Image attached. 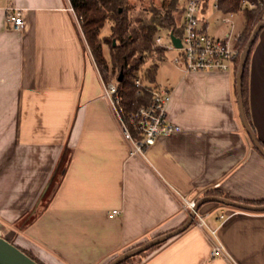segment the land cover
Returning a JSON list of instances; mask_svg holds the SVG:
<instances>
[{"label": "crops", "instance_id": "crops-1", "mask_svg": "<svg viewBox=\"0 0 264 264\" xmlns=\"http://www.w3.org/2000/svg\"><path fill=\"white\" fill-rule=\"evenodd\" d=\"M71 8L70 0H0V235L46 264H109L180 227L187 202L211 191L264 201V157L242 122L237 72L173 64L161 75L163 60L157 84L172 90L168 118L179 129L132 155ZM16 10L21 31L6 21ZM215 12L224 14L204 11L209 35ZM248 105L264 143V28L250 59ZM200 211L219 229L225 255L211 258V236L193 224L141 264H264V212L216 202ZM222 211L230 214L223 222Z\"/></svg>", "mask_w": 264, "mask_h": 264}, {"label": "trees", "instance_id": "trees-1", "mask_svg": "<svg viewBox=\"0 0 264 264\" xmlns=\"http://www.w3.org/2000/svg\"><path fill=\"white\" fill-rule=\"evenodd\" d=\"M70 1L80 19L85 41L103 81L105 83L115 82L118 85L124 120L133 138L139 139L141 135L132 115L151 102L152 91L159 87L157 84L158 71L168 50L156 45L157 36L163 32H173L178 37L182 36L183 9L180 0H139L141 7L138 10L134 0ZM217 1L221 12L224 14L243 13L244 28L241 34V42L242 50H244L255 26L264 21V0ZM245 2H252L255 7L250 9L244 5ZM208 5L207 2L204 11L207 10ZM203 26L206 28V24ZM257 38L249 53L243 76L244 105L250 124L248 74L250 59ZM239 65L240 58H237L234 65L235 72L238 71ZM261 144L264 146V143ZM66 159L67 157L63 156L47 187L45 197L49 196L48 201L57 189L60 176L66 167ZM208 195L218 196L219 194L216 191H211ZM249 203L264 204V201ZM168 241L155 245L147 251L141 252L138 256L145 257L149 251L159 250ZM23 251L39 264H46L28 251ZM133 257L120 264H130ZM142 262L143 259L138 263L141 264Z\"/></svg>", "mask_w": 264, "mask_h": 264}, {"label": "built area", "instance_id": "built-area-1", "mask_svg": "<svg viewBox=\"0 0 264 264\" xmlns=\"http://www.w3.org/2000/svg\"><path fill=\"white\" fill-rule=\"evenodd\" d=\"M164 1V0H160ZM209 3V7L220 11L217 0H180L183 9L182 16V47L173 45L170 33L164 36L162 33L156 38V45L167 50H176L180 54L173 59L176 65H183L186 72L219 71L228 72L234 69L235 61L241 58L242 43L241 34L228 32L223 37H213L204 28V9ZM245 6L252 9L255 4L245 2ZM72 9V8H71ZM74 10V9H72ZM79 23L80 19L78 18ZM7 24L15 31H21L25 27V21L20 10L11 12L6 18ZM225 23L229 19L223 20ZM178 37V36H177ZM167 39L168 42L165 40ZM90 50V49H89ZM139 84V81H137ZM104 96L109 98L122 126L126 138L131 142V154H142L146 147L155 144L160 136L170 135L178 131L179 127L168 118L167 108L172 97L171 88L156 87L152 91V100L147 106L138 109L132 119L136 122L141 135L135 139L123 117V107L118 85L115 82L105 83ZM195 202H187L189 212L192 211ZM119 211L114 210L110 215L113 217ZM208 213H203L200 209L195 213L194 224L209 233L212 238L211 258L225 255L226 248L219 238V229L213 228L207 221ZM230 214L222 211L219 219L223 222Z\"/></svg>", "mask_w": 264, "mask_h": 264}, {"label": "water", "instance_id": "water-1", "mask_svg": "<svg viewBox=\"0 0 264 264\" xmlns=\"http://www.w3.org/2000/svg\"><path fill=\"white\" fill-rule=\"evenodd\" d=\"M264 28V21L259 22L252 31V34L242 52L240 58V65L237 71V79H236V86L238 92V102H239V109L242 118V122L247 129L255 147L264 157V146L261 144L257 135L255 134L251 124L248 121L247 114L245 111L244 105V97H243V76L245 72V66L248 60L249 53L251 48L259 34V32ZM170 38L173 45L177 48L182 47L181 38L177 37L173 32L170 33ZM209 202H217L222 205L236 208L243 211L249 212H264V204H251L242 201H236L230 198L215 196V195H207L200 198L189 213V216L185 223H183L177 229L159 235L137 247L127 250L120 256L113 259L109 264H120L121 262L125 261L128 258L136 256L141 252L147 251L151 247L155 245H159L168 241L169 239L181 234L182 232L186 231L193 223L195 218V213L206 203ZM0 264H39L36 260H34L31 256H29L25 251L19 248L14 243L7 240L5 237L0 235Z\"/></svg>", "mask_w": 264, "mask_h": 264}, {"label": "rangeland", "instance_id": "rangeland-1", "mask_svg": "<svg viewBox=\"0 0 264 264\" xmlns=\"http://www.w3.org/2000/svg\"><path fill=\"white\" fill-rule=\"evenodd\" d=\"M136 3V9L138 10L141 7L140 1L139 0H134ZM224 19H229L228 23H225L223 20ZM209 32L212 35H222L225 32H232L233 34L239 33L243 30L244 28V15L242 12L236 13V14H220L219 12H215L210 18H209ZM167 42L168 40L165 39ZM242 43V42H241ZM88 47V46H87ZM90 51V50H89ZM180 54L179 51L176 50H168L166 57L162 63L161 67V75L165 74L168 72L169 67L173 66L174 61L173 59L175 57H178ZM176 65V64H175ZM181 65V64H179ZM163 77V76H161ZM160 80V78L158 79ZM67 160V159H66ZM49 200V196L47 195L45 197L44 203L46 204L47 201ZM153 251H149L148 254L145 257H140L136 255L133 257V260H131L130 264H137L140 262L142 259L147 258Z\"/></svg>", "mask_w": 264, "mask_h": 264}]
</instances>
